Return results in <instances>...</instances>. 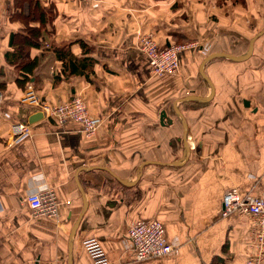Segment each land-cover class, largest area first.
Masks as SVG:
<instances>
[{"label": "crops", "instance_id": "crops-1", "mask_svg": "<svg viewBox=\"0 0 264 264\" xmlns=\"http://www.w3.org/2000/svg\"><path fill=\"white\" fill-rule=\"evenodd\" d=\"M38 1L54 18L42 45L30 49L36 66L21 81L5 53L15 47L10 35L26 32L11 17L25 14L27 3L0 0V264H93L88 237L99 240L109 264H245L251 220L222 216L221 205L234 187L264 196V33L257 36L264 0H100L97 8ZM147 33L161 45H194L181 53L177 74H152L138 48ZM253 38L243 61L216 56L204 64L211 93L201 61L215 52L243 55ZM27 84L42 104L79 95L101 126L86 135L78 121L46 117L23 100ZM191 94L211 98L178 101ZM175 108L187 122L189 153L172 165L184 153ZM19 120L30 135L15 141ZM49 187L59 216L33 218L26 194ZM151 218L164 224L176 252L135 261L126 231Z\"/></svg>", "mask_w": 264, "mask_h": 264}, {"label": "built area", "instance_id": "built-area-1", "mask_svg": "<svg viewBox=\"0 0 264 264\" xmlns=\"http://www.w3.org/2000/svg\"><path fill=\"white\" fill-rule=\"evenodd\" d=\"M89 2L97 7L100 0H79ZM48 44L46 43V46ZM192 44H176L160 47L155 38L150 34H144L139 44V50L148 58L153 75H171L179 72V56L186 49L193 48ZM32 85L27 88V95L23 100L38 106L41 113L46 117L56 118L58 123L66 120L78 121L86 135L94 133L101 126V118L93 116L87 110V106L79 95L74 94L70 100L60 104L40 103L32 93ZM0 96V102H1ZM13 140L19 141L30 135L29 123L19 120L12 125ZM33 218L42 217L55 219L59 216L58 202L52 187L41 188L28 192L25 196ZM221 215L237 213L250 218V252L245 264H264V196L251 193L241 194L236 187L224 191L222 197ZM128 245L134 252V260L151 259L176 252L177 244L168 241L165 237V227L160 220L137 219L131 223L126 231ZM84 248L92 259L93 264H109L108 255L103 246L95 237L84 239Z\"/></svg>", "mask_w": 264, "mask_h": 264}, {"label": "trees", "instance_id": "trees-1", "mask_svg": "<svg viewBox=\"0 0 264 264\" xmlns=\"http://www.w3.org/2000/svg\"><path fill=\"white\" fill-rule=\"evenodd\" d=\"M233 4H240L241 6L246 5V0H230ZM28 5V13L22 14L14 11L12 14V19H21L25 23V34L17 33L10 35L9 43L13 46V51L5 53V58L8 63L12 65L14 70L19 71L21 75V81H26L29 79V76L36 66V58L29 57V52L32 47H38L42 45L41 40L42 34L46 31L45 28L48 23H51L54 15L45 10L40 6L38 0H15L14 6L22 5L23 3ZM33 22H38L37 25H33ZM168 45V44H167ZM164 44L161 45V47ZM74 63V62H73ZM71 61H68L66 64L73 65ZM20 81V79L18 80ZM218 259H215L217 263Z\"/></svg>", "mask_w": 264, "mask_h": 264}, {"label": "water", "instance_id": "water-1", "mask_svg": "<svg viewBox=\"0 0 264 264\" xmlns=\"http://www.w3.org/2000/svg\"><path fill=\"white\" fill-rule=\"evenodd\" d=\"M261 33H264V27L257 33V36L258 35H260ZM256 36V37H257ZM255 37V38H256ZM255 38H253V39H251L250 40V42H249V46H248V50L243 54V55H240V56H234V55H232V54H227V53H224V52H215V53H212V54H210V55H208V56H206L202 61H201V66H200V68H199V71H200V74H201V76L202 77H204V79H206L208 82H209V84H210V88H211V93L213 92V86H212V84L210 83V81L206 78V75H205V73H204V64L207 62V61H209L210 59H212V58H215L216 56H222V57H226V58H230V59H232V60H235V61H243L244 59H246L247 57H249L250 55H251V53H252V51H253V49H252V47H253V42H254V40H255ZM211 95V94H210ZM199 96V95H194V94H191V95H188L187 97H184V98H180V99H178V101H185V100H197V101H207V100H209L210 98H211V96ZM246 104H247V102H246ZM176 109V113H177V115L179 116V119H180V121L183 123V127H184V131H183V135H182V137H183V139H184V143H183V151H184V153H183V156L181 157V158H179V159H177L176 161H174V162H172L171 164L172 165H176V164H181V163H183L184 161H185V159L187 158V155H188V153H189V151H188V143H187V131H186V128H187V122H185V120H184V118H183V116H182V114H181V112L178 110V108H175ZM163 120H167V118H166V112H165V110H162L161 111V114H160V122H163ZM169 121V123H170V121L171 120H168ZM167 121V122H168ZM143 165V164H142ZM142 165H141V168L139 169V171H138V174H137V178L140 176V174H141V172H142ZM119 181H122L124 184H129V185H132V184H134V182H131V181H126L125 179H118ZM222 206V205H221ZM222 208H223V206H222ZM76 224L74 225V229H76Z\"/></svg>", "mask_w": 264, "mask_h": 264}, {"label": "rangeland", "instance_id": "rangeland-1", "mask_svg": "<svg viewBox=\"0 0 264 264\" xmlns=\"http://www.w3.org/2000/svg\"><path fill=\"white\" fill-rule=\"evenodd\" d=\"M77 1H79V0H77ZM82 2V1H81ZM85 2H87V1H85ZM84 2V3H85ZM231 2V1H230ZM87 3H89V2H87ZM90 4V3H89ZM91 5V4H90ZM235 5V4H234ZM236 5L237 6H239L240 4H237L236 3ZM241 6V5H240ZM243 6V5H242ZM91 7H93V5L91 6ZM97 7H99V4H98V6ZM97 7H93V8H97ZM28 5H27V8L25 9V14H27L28 13ZM155 40H156V38H155ZM157 41V40H156ZM158 44H159V42H157ZM172 43H176V44H180V43H178V41L176 42V40H172V42H170V43H168V45L167 44H164V46H162V47H167V46H169V45H171ZM48 45L46 46V43H45V46L46 47H48L49 46V43H47ZM159 46L161 47V44H159ZM185 51V50H184ZM181 53H183V52H181ZM181 53H180V55H181ZM179 66H180V56H179ZM179 70H180V68H179ZM152 71V70H151ZM153 74V73H152ZM165 75V74H164ZM171 76V75H170ZM28 86H29V84H27ZM0 96H1V98H2V95H1V92H0ZM60 104V103H59ZM86 104V103H85ZM87 106V105H86ZM40 111V110H39ZM41 112V111H40ZM44 115V114H43ZM182 140V139H181ZM181 146H182V142H181Z\"/></svg>", "mask_w": 264, "mask_h": 264}]
</instances>
